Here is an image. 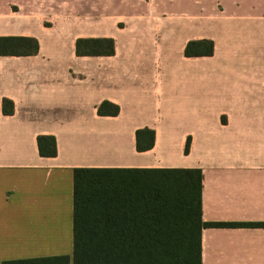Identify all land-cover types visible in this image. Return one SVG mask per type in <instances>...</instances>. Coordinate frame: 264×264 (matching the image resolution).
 I'll list each match as a JSON object with an SVG mask.
<instances>
[{
  "label": "crops",
  "instance_id": "0c3cea01",
  "mask_svg": "<svg viewBox=\"0 0 264 264\" xmlns=\"http://www.w3.org/2000/svg\"><path fill=\"white\" fill-rule=\"evenodd\" d=\"M1 37L38 50L0 56V264H72L78 168L200 170L202 222L221 225L202 229L201 264H264V0H0ZM78 39L114 54L76 56ZM200 40L212 55L184 57Z\"/></svg>",
  "mask_w": 264,
  "mask_h": 264
},
{
  "label": "trees",
  "instance_id": "16d2710c",
  "mask_svg": "<svg viewBox=\"0 0 264 264\" xmlns=\"http://www.w3.org/2000/svg\"><path fill=\"white\" fill-rule=\"evenodd\" d=\"M34 39L1 37L0 56L36 54ZM213 43L188 42L184 57H210ZM76 56H111V39H78ZM118 107L102 102L100 116H115ZM12 102L2 100V113L11 115ZM136 150H150L153 131L135 133ZM41 157H54L53 137L36 139ZM189 140L184 152H188ZM201 172L198 169L73 170L72 264H201ZM67 258L14 262L61 264ZM10 264V263H4Z\"/></svg>",
  "mask_w": 264,
  "mask_h": 264
},
{
  "label": "rangeland",
  "instance_id": "374dc122",
  "mask_svg": "<svg viewBox=\"0 0 264 264\" xmlns=\"http://www.w3.org/2000/svg\"><path fill=\"white\" fill-rule=\"evenodd\" d=\"M42 2H48V3H52V2H55V1H61V0H40ZM65 2V1H64Z\"/></svg>",
  "mask_w": 264,
  "mask_h": 264
}]
</instances>
